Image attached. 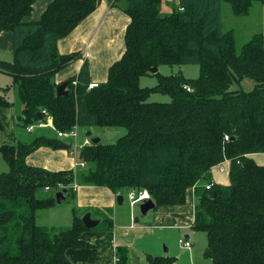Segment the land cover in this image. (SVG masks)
I'll return each mask as SVG.
<instances>
[{
    "label": "trees",
    "instance_id": "obj_1",
    "mask_svg": "<svg viewBox=\"0 0 264 264\" xmlns=\"http://www.w3.org/2000/svg\"><path fill=\"white\" fill-rule=\"evenodd\" d=\"M36 1L0 0V32L13 37L11 60H0V72L11 77L0 91V107H23L15 143L0 147L8 167L0 174V264H73L66 258L68 249L90 248L81 240L88 230L75 207L68 228L36 224L38 211L56 205L57 192L65 189L66 197H75V180L117 196L146 190L155 208L182 205L189 189L201 181L212 184L208 190L195 189L191 225L206 236L204 257L211 264H264V162L254 159L264 155V37L257 33L237 53L232 32L222 29L223 3L243 16L254 2L264 6V0H177L170 13L161 12V0H126L125 48L109 66L106 81L88 89L84 60L77 75L62 82L64 96L56 95L62 83L53 77L80 55L61 63L56 42L100 1L52 0L39 21H26ZM174 65H197L198 77L150 72ZM146 76H155L157 84L140 87ZM243 78L253 88L233 90ZM153 93L171 101L148 102ZM43 110L57 131L78 127L125 133L112 143L82 147L77 161L85 167L78 173L30 166L26 158L40 148H71H61V140L46 130L21 139L28 125L44 118ZM225 162L228 185L213 183L211 170ZM112 226L109 216L93 230ZM114 256L115 264H127L126 247H117ZM146 258L149 264L175 262L169 256Z\"/></svg>",
    "mask_w": 264,
    "mask_h": 264
},
{
    "label": "crops",
    "instance_id": "obj_2",
    "mask_svg": "<svg viewBox=\"0 0 264 264\" xmlns=\"http://www.w3.org/2000/svg\"><path fill=\"white\" fill-rule=\"evenodd\" d=\"M51 1L52 0H37L33 5V10L31 12V15L25 18V20L32 22L39 21L40 16L42 15L47 5ZM164 1L165 0H161V5H160L161 12L167 10L165 9V5L163 4ZM116 2H114V0L100 1V4L101 3L103 4L101 5L99 4L97 10L93 11L90 15H88L86 19L76 27L77 29H79L80 32H84L82 36L85 37V43L86 41H88L89 38L92 39L91 40L92 43L98 37L97 35L100 34L101 28L103 26V22L110 17L109 16L111 13L110 10L112 7H115L114 4ZM176 2L177 0H174L173 4L175 5ZM91 19H93V24L88 25V23L92 21ZM129 22L130 19L128 18L126 26L129 24ZM76 28L73 30L72 33H74L77 30ZM125 29L126 27L123 30L122 40L120 37L117 38L115 41H113V37H110L109 40V36H108V38L105 39L103 45L99 46V48H102L105 44L108 43V47H110L112 49V52H114L113 54H111V57L103 55L102 58L100 59V64L99 63L97 64V55L92 51V46L89 45L88 50L85 49L86 52L83 49L82 52L80 53L82 58L80 57L77 60H70L66 64V66L62 68V70L63 69L65 70L70 67L66 74H62L64 70L63 71L61 70L62 72L61 71L58 72L53 77L55 83H62L68 78L77 75L84 60L88 61L91 83L100 84L97 79L103 80L105 78V76H103L105 72L107 79V71L109 66L115 61H117L124 52ZM12 39L13 37L11 32L9 31L0 32V60L2 61L11 60ZM60 42L62 44L63 49H59L58 46L59 55H61L62 57H67L68 55V53H66L67 47L65 46L66 48H64L65 42L64 41H60ZM87 56L88 58L84 59V57ZM98 66H100L101 68L99 69ZM96 71L100 72L99 74H97V76L95 74ZM106 79L104 81H106ZM10 83H11V77L5 73L0 72V84H2V86H0V91ZM22 110L23 107L18 105L16 108V114L17 113L20 114ZM2 112L3 110L0 108V122L4 123V125L1 127L2 130H0V147L3 145H11L15 143V132H16L13 123L12 124L8 123L6 118H4V116L2 115ZM77 129H81V128L77 127ZM115 132L117 135V131ZM50 133L53 132L50 131ZM26 136H28V134L26 133L21 135V139H25ZM77 137L73 140L74 146L76 147L82 145L86 140L90 141L89 139H84L83 143L78 145L76 144ZM69 145L72 146L71 143ZM70 156L74 158L75 162L73 165L70 162L69 158H67ZM262 156H263L262 154H259L256 155L255 158ZM76 161H77L76 157L72 156L70 154V151L51 150L48 148H40L26 158V162L28 165L47 169L49 171H61V170H71V169L77 170L76 168L78 167L76 166L77 164ZM223 167L225 169L224 172H221L218 169V167H214L211 170V181L213 183L220 185H228V173L226 174L228 163L227 162L223 163ZM48 168H55V169L50 170ZM78 172H80V170H77V173ZM76 181L78 180H75L74 181L75 183L73 184V190L75 193V197L72 198V201H74L73 208L75 207L82 216L89 212L91 214V218L94 220H100V223L103 218L110 216V219H112L113 222V226L111 230L102 228L101 232L98 235L96 230L87 229L88 231H85L81 235V240L89 244L90 248L68 249L65 252V255L69 262L73 264H78V263L115 264V258H114L115 249L117 247H126L128 252L127 264H149L146 258L147 255L155 256V257H159V256L173 257L175 259L174 264H181L180 263L181 256L179 257L177 256L178 254L177 250L174 249L172 246H168L165 243L167 241L165 237L166 235L165 230L172 229L178 231L179 234L183 233L185 234L184 239L190 242L189 239L191 233H189V230H191L192 232H196L191 229V225L194 221V209L197 203L195 189L206 186L207 183L205 181L199 182L196 188L193 187L187 191L185 204L157 207L147 212L145 216L139 213L141 218H138L137 215L134 213V215L132 216V220L131 217L129 218L127 216H123L127 209L126 206H124L125 200L128 199L126 197L127 193L122 194L123 196L122 203L118 204L116 201L117 195H115L108 188L80 185L76 183ZM107 211L110 212V215H108ZM100 223L95 228H97L100 225ZM104 230H106V232ZM102 231L105 233H103ZM164 244L167 247L163 246L162 249V245ZM136 245H137V249L134 248ZM205 248L206 245L202 248V255L204 253ZM204 258L208 259L206 257ZM208 261L210 262L209 263L206 262V264L212 263L210 259H208Z\"/></svg>",
    "mask_w": 264,
    "mask_h": 264
},
{
    "label": "rangeland",
    "instance_id": "obj_3",
    "mask_svg": "<svg viewBox=\"0 0 264 264\" xmlns=\"http://www.w3.org/2000/svg\"><path fill=\"white\" fill-rule=\"evenodd\" d=\"M173 1L174 0H165L163 2V4L165 5V9H167L166 11L163 10L164 11L163 13H170L171 12V10L173 9V5H174ZM101 4H103V3H101ZM97 8H98V6L95 8V10H97ZM99 9H101V8H99ZM110 11H111V13L109 15L110 17L107 18L103 22V26L101 28L100 34L97 35L98 37L92 43H91V40H92L91 38H89L88 41H86V43H85V37L82 36L84 34V32H80L79 29L76 28L82 21H84L86 19L85 18L75 27L77 30L74 33H72V32L75 28L68 35L57 40V42H56L57 52L59 51L58 46H59V49H63L60 41H64L65 42L64 48L67 47L66 48V51H67L66 53H68L67 56H70L72 54L78 55L82 52L83 49L88 50L89 45H90V46H92V51L94 53H96V55H97V64L98 63L100 64V59L102 58L103 55L111 57V54H113L114 52H112V49L110 47H108V43L105 44L102 48H99V46L103 45L105 39L108 38V36H109V40H110V37H113V41H115L119 37L122 40L123 30L126 27V24H127L129 17L124 11L119 10L116 7H112ZM40 18H41V16H40ZM91 20L92 21H90L88 23V25L93 24V19H91ZM222 29H223V32H225V33L228 31L232 32L233 39H234V45H235V51L237 53H239L241 50V47L245 43H247L257 33L262 34L264 37V6L261 3L254 2L248 11V14L243 15V16H239V15H236L232 11V8L230 5L223 3V5H222ZM95 31H96V29H95ZM85 52H86V50H85ZM80 57L82 58L81 54H80ZM85 58H88V56L84 57V59ZM98 67H99V69L101 68L100 66H98ZM69 68H67L65 70L63 69L64 71L61 69L63 72L61 70H59L58 72L61 71L62 74H66L68 72ZM157 71L160 74L165 75V76L182 73L186 78L194 79V78L198 77L199 67L197 65L160 66V67H158ZM58 72H56V74ZM100 72H101V70H100ZM100 72L96 71L95 72L96 76ZM103 76H105V78L103 80L97 79L99 81V83H101L102 81H104L106 79V72L104 73ZM156 84H157V78L155 76H146V77H142L140 79V87H142V88L154 87ZM0 86H2V84H0ZM253 86H254V83L250 79L243 78L241 81L238 82V84H234L232 86V89L234 90L237 88V89H241V90L247 92V91H250L253 88ZM9 99L13 100V96L11 95ZM147 101L148 102H158V103H169L171 101V99L168 95H162L160 93H153L149 96ZM10 102H12V101H10ZM17 106H18L17 104L13 103L11 106L0 107L3 110L2 115L4 116V118H6L8 123H10V124L13 123V126L15 129H16V123H17V117H18V113L16 114ZM3 125H4V123L0 122V130H2L1 127ZM76 131L78 134L76 144H78V145L82 144L84 139L90 140V138H88L86 136V133L88 131L91 132V137H100L101 143H112L116 140L117 137H120V136L124 135V133H125L124 129H119L117 131V135L112 140L108 141L104 138L103 130H100L98 128H90V129L81 128V129H76ZM22 138H24V137H22ZM61 141L65 142L68 145L71 143L72 144L71 149H74L73 140L68 139V138H64ZM262 157H256V158L254 157V159L257 162L261 163V162H264V155ZM67 158H69L70 162L73 165L75 162L74 158H72L71 156L67 157ZM76 160H77V157H76ZM76 162H78V161H76ZM48 169L54 170L55 168H48ZM76 169L80 170V171L83 170V168H80V167H78ZM7 170H8V167H7L6 163L3 161L1 154H0V174L3 172H6ZM45 170H47V169H45ZM77 170H74V171L77 172ZM226 174H227V169H226ZM76 183H78V181H76ZM65 197H66V195H65ZM73 203H74V201H72V196H68V197H66L65 200L62 201L61 204H59V205L57 204L54 207L47 209V210L38 211L37 215H36L37 225L40 227H47V228L54 227V228H59V229L70 227L72 224V221H73V217H72ZM124 204H125L124 206H126L127 209H126V212L123 216H127L129 218L131 217V220H132V216L135 213L138 218H141L139 215V213H140L139 205L140 204L133 206L130 204L128 199L125 200ZM156 210H154V211H156ZM144 219H145V217H144ZM98 228H100V227H98ZM104 231L106 232V230H104ZM165 231H166L165 237L167 240L165 243L168 246H172L174 249L177 250V252H178L177 256L178 257L181 256V259H180L181 264H202V263L206 264V262H208V263L210 262V261H208V259H205L202 255V248L206 245V236L204 233L192 232L191 230H189V233H191L190 239H189L190 240L189 243L191 244V248L186 249L181 244H179V241H178L180 238L184 239L185 234H183V233L179 234L178 231H175L172 229H167ZM96 232L98 235L101 232V229L96 230ZM105 232H103V233H105ZM163 246H166V245L165 244L162 245V249H163ZM134 248L137 249V245Z\"/></svg>",
    "mask_w": 264,
    "mask_h": 264
},
{
    "label": "built area",
    "instance_id": "obj_4",
    "mask_svg": "<svg viewBox=\"0 0 264 264\" xmlns=\"http://www.w3.org/2000/svg\"><path fill=\"white\" fill-rule=\"evenodd\" d=\"M99 1H103V0H99ZM75 84V82H74ZM98 87V84L97 83H90L88 85V89H93V88H96ZM186 91L190 92V88L188 87H183ZM41 115L44 116V118L40 121H37L33 124H30L27 126L26 128V133L27 134H32L34 132H39V131H42V130H49L53 133L56 134V136L60 139V140H63L64 138H68V139H71V140H74L76 137H77V127H74L71 131L69 132H61V131H57L53 124H52V120H51V117L49 116V114L46 112V111H42L41 112ZM91 145V142L86 140L82 145H79V146H74V149H71L70 148V154L74 157H77V153L78 151L84 147V146H89ZM77 167H85L84 163H80V162H77L76 164ZM218 169L221 171V172H224L225 169L223 167V164L221 165H218ZM212 186V184H208L205 186V188L208 190L210 189ZM127 198L130 202L131 205H135V204H141V203H144L146 202L147 200L150 199L149 197V194L147 193L146 190H141V191H135V190H131L130 192L127 193ZM179 243L184 247V248H190V243L189 241L185 240V239H180L179 240Z\"/></svg>",
    "mask_w": 264,
    "mask_h": 264
},
{
    "label": "water",
    "instance_id": "obj_5",
    "mask_svg": "<svg viewBox=\"0 0 264 264\" xmlns=\"http://www.w3.org/2000/svg\"><path fill=\"white\" fill-rule=\"evenodd\" d=\"M115 7L119 8L120 10L124 11L127 7V3H126V0H119L118 2H116L114 4ZM70 60V57H62L60 58V62L61 63H65V62H68ZM156 68L153 67L150 72L151 73H155L156 72ZM56 95L57 96H64V95H67V90H66V84L65 83H62L61 85H59L57 88H56ZM40 116V114H39ZM104 138L108 141L112 140L115 136H116V132L115 131H105L104 132ZM86 136L88 138H90V142L91 144H98L101 142V138L100 137H91V132L88 131L86 133ZM60 147L61 148H64V149H68L69 148V145L66 144L65 142H60ZM65 193H66V190H62V191H59L55 194V202L56 204H61L63 200H65ZM122 200H123V196L122 195H118L116 197V201L118 204H121L122 203ZM155 208V203L149 199L147 200L146 202L140 204L139 206V211H140V214L145 216L147 214V212H149L150 210H153ZM81 221L83 223V225L85 226L86 229L90 230V229H94L99 223H100V220H94L91 218V214L88 212L86 214H84L81 218Z\"/></svg>",
    "mask_w": 264,
    "mask_h": 264
}]
</instances>
